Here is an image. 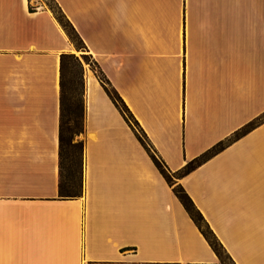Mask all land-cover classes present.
<instances>
[{"label": "crops", "instance_id": "0c3cea01", "mask_svg": "<svg viewBox=\"0 0 264 264\" xmlns=\"http://www.w3.org/2000/svg\"><path fill=\"white\" fill-rule=\"evenodd\" d=\"M83 69L82 193L59 195L60 55L43 0H0V264H264V0H53ZM206 158L187 172L194 159Z\"/></svg>", "mask_w": 264, "mask_h": 264}, {"label": "trees", "instance_id": "16d2710c", "mask_svg": "<svg viewBox=\"0 0 264 264\" xmlns=\"http://www.w3.org/2000/svg\"><path fill=\"white\" fill-rule=\"evenodd\" d=\"M55 3V2H54ZM56 5V4H55ZM59 14L54 15L56 19L59 21L66 34L68 35L70 41L74 44V46L78 49L81 47H85L81 37L75 30L74 26L71 22L65 17L60 8L56 5ZM76 67L83 72L82 65L80 60L74 56L72 53H62L60 55V131H59V195L67 198L78 197L82 193V182H81V162H82V143L81 141L72 142L73 137L76 133L80 132L79 118L81 114V118H83V106L81 109V104L79 100L76 102V108L72 109L71 105L73 103V96L70 92L65 90V75L67 71L69 72L72 68ZM96 75L101 83L105 84V90L113 103L120 110L121 114L125 118V120L129 123V118H132L133 121L137 124L136 120L133 118L132 114L128 110L127 106L124 104L123 100L120 98L118 93L115 91L113 87H110L108 81L103 77L99 70H96ZM82 76V75H81ZM82 78V77H81ZM83 83V80H81ZM130 124V123H129ZM132 127V126H131ZM141 130V129H140ZM143 133V131L141 130ZM145 136V134L143 133ZM138 136V135H137ZM142 145L146 148L151 158L153 159L155 165L166 178V180L172 183L171 175L167 172V170L163 166V162L156 157L150 150V145L148 143V147L142 141V139L138 136ZM146 138V136H145ZM80 152V180L77 183L75 180V171L73 169V163L75 158L77 157V153ZM206 154L194 159L189 162L181 172H187L196 165H198L201 161H203ZM68 160V164L65 170V160ZM175 194L180 199L181 203L184 205L185 209L188 211L189 215L196 223L204 237L207 239L217 256L219 257L221 263L223 264H235L231 257L227 254L221 242L217 239L207 222L205 221L201 212L195 207L191 198L184 191L182 186L175 185L173 188Z\"/></svg>", "mask_w": 264, "mask_h": 264}, {"label": "rangeland", "instance_id": "374dc122", "mask_svg": "<svg viewBox=\"0 0 264 264\" xmlns=\"http://www.w3.org/2000/svg\"><path fill=\"white\" fill-rule=\"evenodd\" d=\"M53 11L55 14H59L58 13V9L54 3L53 0H43ZM77 52H73L72 54H74V56H76L82 65V69H87V68H91V69H96L93 60L90 58V56L87 55V52L85 50L84 47L81 48H75ZM78 53V54H77ZM83 73V72H82ZM80 72L79 69H77L76 67L72 68V70L69 72V70L67 71L66 75H65V90L67 92H70V94H72L73 96V103L71 105L72 109L76 108V102L79 100L80 102V106L82 109L83 106V90L85 87V79H84V74H82ZM82 75V76H81ZM82 77V78H81ZM83 80V83L82 81ZM129 123L132 126V128L134 129V131L136 132V134L142 139V141L146 144V146L148 147V141L145 138V136L143 135V133L141 132L140 128L138 127V125L133 121L132 118H129ZM79 125H80V132L76 133L73 137L72 142L75 141H81L82 143V147L84 144V140L82 137L83 134V130H82V126H83V118H81V114H80V118H79ZM77 157L74 160V165H73V169L75 171V180L77 181V183L80 180V152L77 153L76 155ZM68 164V160H65V170H66V166ZM172 179V183H174V179L171 177Z\"/></svg>", "mask_w": 264, "mask_h": 264}, {"label": "bare ground", "instance_id": "6f19581e", "mask_svg": "<svg viewBox=\"0 0 264 264\" xmlns=\"http://www.w3.org/2000/svg\"><path fill=\"white\" fill-rule=\"evenodd\" d=\"M73 52H77L76 50H73ZM78 54V53H77Z\"/></svg>", "mask_w": 264, "mask_h": 264}]
</instances>
